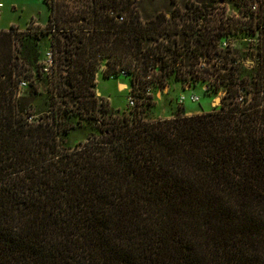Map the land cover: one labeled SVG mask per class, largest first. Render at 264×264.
<instances>
[{
	"label": "trees",
	"instance_id": "16d2710c",
	"mask_svg": "<svg viewBox=\"0 0 264 264\" xmlns=\"http://www.w3.org/2000/svg\"><path fill=\"white\" fill-rule=\"evenodd\" d=\"M44 1L47 23L28 35L49 38L50 76L0 31V264H264V27L248 71L140 0ZM99 59L106 79L144 88L157 66L159 86L212 78L206 90L225 94L213 112L144 121L141 93L138 113L115 115L95 96ZM34 76L48 77L46 112ZM83 122L101 137L62 150Z\"/></svg>",
	"mask_w": 264,
	"mask_h": 264
},
{
	"label": "rangeland",
	"instance_id": "374dc122",
	"mask_svg": "<svg viewBox=\"0 0 264 264\" xmlns=\"http://www.w3.org/2000/svg\"><path fill=\"white\" fill-rule=\"evenodd\" d=\"M142 10L146 11L149 15L158 14L160 12L165 13H176V6L181 5L186 2V0H140ZM215 1V0H213ZM229 4L227 6L228 14L238 13V8L234 5L233 0H224ZM0 3L4 6L1 9L0 15V30L10 31L12 37L14 38L15 48L18 49L20 43H25L29 46L31 60L33 58L34 51L37 52V61L44 66L46 74L50 76L52 69V57H50V44L49 38L43 37L40 41L34 42L35 40L30 37L28 31L29 28L34 27V21L41 25L39 27H44L47 23L49 9L48 4L44 0H0ZM49 3V2H48ZM66 4L68 3L65 2ZM213 3V2H212ZM71 5V3H70ZM74 5V4H72ZM205 6L213 7L210 2L205 3ZM217 7H221L220 5ZM23 37V38H22ZM22 38V39H20ZM255 36H250L245 34L244 30H240V34L234 36V48L237 50L238 58L240 61H245V67L249 71L254 67V56H251V50L254 44ZM256 43V42H255ZM103 65L105 62H102ZM99 82L95 84L94 91L97 98H103L107 100L110 104L111 110L114 111L115 115H123L127 113H138L140 108H135L133 111L128 110L126 107L128 91L125 86L130 85V81L125 77H118L114 79H103L102 71L98 74ZM33 83L38 86L39 92L43 96H38L35 99L34 108L37 112H46L48 110L46 94L49 88L48 77H44L43 80L36 79L32 77ZM212 78H209L207 81H197L193 82L188 80V83L191 84V91H183L186 85H182L179 81L174 79V75L166 77L165 86L162 88H153L151 95V107L145 109L144 106H141L142 102H138L137 106H141L143 110H146L142 114V119L144 121H154L161 119L173 118L176 113H183L186 116L198 115L202 113H210L216 110L221 104V98L223 92L215 93L212 90H206L205 85L209 84ZM22 92H27L29 86L27 83L23 85L19 84ZM165 89V90H164ZM98 91L100 94H98ZM192 93H196L200 97L199 102H191L189 96ZM102 94V96H101ZM184 95L186 98L184 106L176 103V98L178 96ZM219 99V101H216ZM92 136L94 140H98L101 137V134L96 125L93 127L89 124L83 122L81 126L76 125L72 131H70L69 136L61 139L60 148L64 149H75L77 147H82L84 144L91 142L88 139L89 136Z\"/></svg>",
	"mask_w": 264,
	"mask_h": 264
},
{
	"label": "built area",
	"instance_id": "2783aa9c",
	"mask_svg": "<svg viewBox=\"0 0 264 264\" xmlns=\"http://www.w3.org/2000/svg\"><path fill=\"white\" fill-rule=\"evenodd\" d=\"M47 2L51 3L52 0H46ZM189 1V0H188ZM210 2V4L213 7L205 6V3ZM213 2V3H212ZM193 3V6L191 4ZM204 4L202 2H199L198 0H190L188 2V6L184 5H178L175 8L176 13H167L166 16L170 20H175L176 22H179V27L183 29L185 35L187 37H191V34L197 35L200 33L208 34L211 36H214L218 39V49L222 51H237L234 48V41L233 38L235 35L240 34V29H236L238 25L242 27L245 34L250 36H255L254 38V44L252 45V48H255L251 50L250 54L251 56H254L256 54L255 50L257 47V44L260 42V32L262 31L264 27V0H233L234 5L238 8V13L236 14H228L227 6L228 2L224 0H206ZM221 6L220 8L217 6ZM2 7V4L0 3V8ZM199 10L197 13L196 18L193 20V10ZM109 15H114L113 11H108ZM184 19V21H180V19ZM122 20V18H119ZM254 25L255 30L251 31V26ZM246 27V29L244 28ZM258 27V28H257ZM241 29V30H242ZM179 37V35H178ZM189 51L186 49L183 51V54H187ZM51 57V53L49 55ZM184 56L181 55L178 58V61H180ZM253 57V58H254ZM101 61V65L96 72V78L95 81L97 83L98 74L106 69L105 64L103 65L102 62H104L102 59H99ZM255 60V59H254ZM243 65L245 66V61H241ZM255 62V61H254ZM207 67V60L204 56H199L198 63L195 66V69L197 71H201ZM209 68H213L212 64L209 65ZM44 70H48L47 68ZM177 71V67L175 68V73ZM160 70H158L157 66L155 67H149L147 76L145 77V86L144 88H141L139 82H135L134 86L130 83L129 86H125L126 90L128 91V97H127V103L126 107H128V110H134L137 108L138 102H142L144 99L141 98L140 94L143 93L145 96L152 95V89L153 88H162L164 86H159L158 77ZM182 73H186L185 69L182 68ZM187 74V73H186ZM175 75V74H174ZM119 77H125L128 78L130 81V75H126L124 71H119L118 73ZM118 78V77H117ZM106 79V78H103ZM107 79H114L113 76ZM190 80V79H188ZM192 81V80H190ZM182 85H186V87L181 89L183 91H191L192 86L191 84L187 82L179 81ZM23 85L24 83L21 82L20 85ZM208 85V84H207ZM205 85V88L207 87ZM207 89V88H206ZM165 90V89H164ZM225 93L223 92V95ZM189 100L191 102H199L200 97L196 93H192L189 96ZM186 101V98L184 95L178 96L176 98V103L179 105L184 106ZM131 115L132 113H127ZM132 116V115H131Z\"/></svg>",
	"mask_w": 264,
	"mask_h": 264
},
{
	"label": "crops",
	"instance_id": "0c3cea01",
	"mask_svg": "<svg viewBox=\"0 0 264 264\" xmlns=\"http://www.w3.org/2000/svg\"><path fill=\"white\" fill-rule=\"evenodd\" d=\"M2 8H4L3 5H2V7L0 8V15H1V9H2ZM34 24H35V25H41V26L43 25V24L37 23V22H35V21H34ZM0 31H1V30H0ZM98 82H99V79H97V83H98ZM98 94H100L99 91H98ZM101 96H102V94H101Z\"/></svg>",
	"mask_w": 264,
	"mask_h": 264
},
{
	"label": "water",
	"instance_id": "95a60500",
	"mask_svg": "<svg viewBox=\"0 0 264 264\" xmlns=\"http://www.w3.org/2000/svg\"><path fill=\"white\" fill-rule=\"evenodd\" d=\"M216 101H219V99H216Z\"/></svg>",
	"mask_w": 264,
	"mask_h": 264
}]
</instances>
